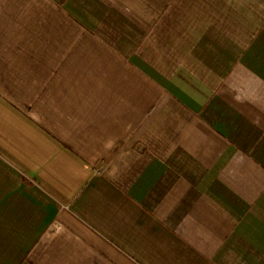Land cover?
Segmentation results:
<instances>
[{"label": "crops", "instance_id": "crops-1", "mask_svg": "<svg viewBox=\"0 0 264 264\" xmlns=\"http://www.w3.org/2000/svg\"><path fill=\"white\" fill-rule=\"evenodd\" d=\"M0 264H264V0H0Z\"/></svg>", "mask_w": 264, "mask_h": 264}]
</instances>
